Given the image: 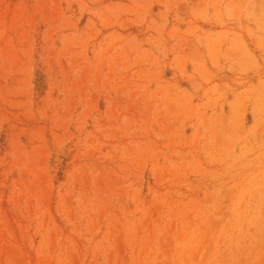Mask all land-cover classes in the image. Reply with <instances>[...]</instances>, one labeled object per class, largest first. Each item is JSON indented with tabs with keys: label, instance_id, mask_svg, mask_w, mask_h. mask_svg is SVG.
Returning a JSON list of instances; mask_svg holds the SVG:
<instances>
[{
	"label": "rangeland",
	"instance_id": "rangeland-1",
	"mask_svg": "<svg viewBox=\"0 0 264 264\" xmlns=\"http://www.w3.org/2000/svg\"><path fill=\"white\" fill-rule=\"evenodd\" d=\"M0 264H264V0H0Z\"/></svg>",
	"mask_w": 264,
	"mask_h": 264
}]
</instances>
